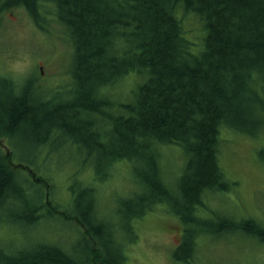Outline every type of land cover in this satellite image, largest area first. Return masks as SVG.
I'll return each instance as SVG.
<instances>
[{
  "label": "trees",
  "instance_id": "trees-1",
  "mask_svg": "<svg viewBox=\"0 0 264 264\" xmlns=\"http://www.w3.org/2000/svg\"><path fill=\"white\" fill-rule=\"evenodd\" d=\"M14 7L40 29L51 15L65 28L73 47V98L54 101L58 89L44 92L34 76L21 83L0 74V226L30 229L62 218L77 238L68 249L66 241L41 236L0 244V264H129L135 221L157 208L185 226L173 256L188 264L181 252L194 250L195 257L204 235H241L264 246L262 221L223 215L209 204L234 184L219 164L222 133L246 134L243 124L264 120V0H0V16ZM192 20L200 25L196 36L186 26ZM114 88H129L131 98L112 103ZM40 135L45 140L33 144ZM52 135L89 151L109 150L104 140L111 137L106 169L129 162L137 185L117 209L131 223V238L102 215L93 183L74 194L75 211L61 210L51 177L37 174L35 161L13 162V139L32 142L29 154L39 155ZM171 144L186 157L173 177L163 151Z\"/></svg>",
  "mask_w": 264,
  "mask_h": 264
},
{
  "label": "rangeland",
  "instance_id": "rangeland-1",
  "mask_svg": "<svg viewBox=\"0 0 264 264\" xmlns=\"http://www.w3.org/2000/svg\"><path fill=\"white\" fill-rule=\"evenodd\" d=\"M49 19L52 20L40 29L23 8L14 7L1 13L0 74L18 77L17 80L20 79L21 83L34 76L38 84L36 87L44 92L58 89L59 93L51 96L54 101L69 100L73 98L70 93L73 47L65 28L55 22L52 15ZM197 25L200 26L198 22ZM197 25L193 20L190 25H186L193 30V36L197 35ZM115 88L110 97L112 103L131 98L129 88ZM106 113L114 116L115 110L108 109ZM242 128L246 134L225 130L221 135L219 164L225 177L234 184L228 193H219V196L209 200V204L211 208L222 211L223 215L229 213L243 217L252 216L264 223V120L254 118L252 122L243 124ZM252 129L255 134L248 133ZM105 133H109V128L105 129ZM33 138V144L45 140L44 135H40L38 139L37 136ZM87 138L91 143L94 142L95 138ZM67 141L70 140L60 135H52L37 155L35 152L29 154L32 142L21 137L15 138L10 145L14 152L12 160L15 163L35 161L41 169L37 174H48L51 177L54 184V206H59L61 210L66 207L75 211L72 202L74 194L85 188L84 184L93 183L100 190L99 207L104 213L102 215L109 223H115L117 228H121L119 229L123 238H131L129 230H126L131 223L123 218H127V215L121 214V217L117 212L118 201L121 198L124 201L131 200L132 193L137 191V185L132 179L131 164L118 161L111 169H106L107 161L112 159L111 137H105L104 140L110 146L109 150L103 148L89 151L87 147L80 148L74 143H66ZM163 151L167 154L166 163L171 174L169 176L173 177L184 165L185 154L175 144L164 146ZM82 165L85 167L81 169ZM98 175L100 177L97 179ZM31 193V197L40 194L37 189L31 190ZM222 196H226L225 199ZM61 219H48L30 229L14 224L2 225L0 244L7 245L16 241V246L25 241L37 240L41 236L50 240L66 241L68 249L77 238L76 230L74 225ZM135 226L136 241L128 243L126 251L129 264H188L173 256L185 229L176 216L157 208L136 220ZM226 237L210 240L208 235H204L205 240L201 242L195 257L194 250L190 249H184L180 255L191 259L189 264H264V246L258 240L233 234Z\"/></svg>",
  "mask_w": 264,
  "mask_h": 264
}]
</instances>
